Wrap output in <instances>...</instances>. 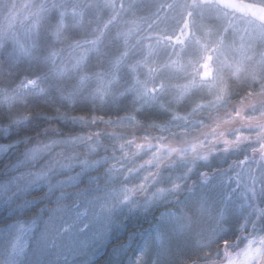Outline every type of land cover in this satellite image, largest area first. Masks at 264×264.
<instances>
[{
  "label": "clouds",
  "instance_id": "1",
  "mask_svg": "<svg viewBox=\"0 0 264 264\" xmlns=\"http://www.w3.org/2000/svg\"><path fill=\"white\" fill-rule=\"evenodd\" d=\"M262 15L0 0V264H264Z\"/></svg>",
  "mask_w": 264,
  "mask_h": 264
},
{
  "label": "snow or ice",
  "instance_id": "2",
  "mask_svg": "<svg viewBox=\"0 0 264 264\" xmlns=\"http://www.w3.org/2000/svg\"><path fill=\"white\" fill-rule=\"evenodd\" d=\"M241 10H243V9H241ZM248 11L252 12V14L255 15V14H257V11H258V10H254V9H250V8H249ZM261 18H264V15H262Z\"/></svg>",
  "mask_w": 264,
  "mask_h": 264
}]
</instances>
